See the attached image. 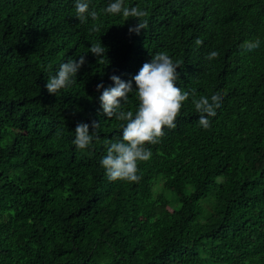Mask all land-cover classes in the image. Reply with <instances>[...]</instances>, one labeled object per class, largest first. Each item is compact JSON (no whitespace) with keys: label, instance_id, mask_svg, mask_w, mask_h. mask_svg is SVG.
<instances>
[{"label":"trees","instance_id":"obj_1","mask_svg":"<svg viewBox=\"0 0 264 264\" xmlns=\"http://www.w3.org/2000/svg\"><path fill=\"white\" fill-rule=\"evenodd\" d=\"M130 5L148 13L139 35L134 18L80 23L74 0H0V264H264V0ZM98 40L103 62L87 53ZM158 52L179 63L177 87L224 99L205 128L190 96L145 145L140 181H109L99 161L121 122L103 115L96 85L130 80ZM83 54L77 82L49 94L56 67ZM92 121L99 138L76 149V125Z\"/></svg>","mask_w":264,"mask_h":264},{"label":"clouds","instance_id":"obj_2","mask_svg":"<svg viewBox=\"0 0 264 264\" xmlns=\"http://www.w3.org/2000/svg\"><path fill=\"white\" fill-rule=\"evenodd\" d=\"M74 9V17L80 23H87L90 19L97 21L101 16H110L120 17L124 23L130 18L136 19L137 23L128 28L130 35H139L141 29L148 28V21L144 19L148 16L147 11L134 5L125 7L124 0H107L106 7L99 10L91 7V0H74ZM95 30L99 31L98 28ZM195 44L200 46L203 41L197 39ZM259 46V40L245 44L248 51ZM87 53L100 58L103 62L107 49L98 40L91 44ZM86 54L79 55V59L69 58L56 67L45 84L49 94L57 95L63 90L70 89L77 82V74L87 62ZM217 55L218 50L212 48L206 57L211 60ZM178 68L179 63L174 62L166 52H158L152 55L151 60L144 63L130 80L111 75L109 77L111 86L105 87L103 83L96 85V91L100 93L98 100L103 115L107 119L115 118L121 122L122 131L119 139L105 141L106 155L99 161L109 181L130 183L140 181L138 165L140 162L149 161L153 155L151 149L145 145L159 143L165 134L164 129L175 127V120L190 96L199 112V126L205 128L210 126L211 117L215 115L224 99L222 91H212L210 94H201L197 97L194 90L185 91L177 87L180 75ZM130 96L136 98L135 111L127 110ZM100 127L99 121H92L91 124L78 123L73 131L72 144L81 151L90 149L94 139L99 138Z\"/></svg>","mask_w":264,"mask_h":264},{"label":"rangeland","instance_id":"obj_3","mask_svg":"<svg viewBox=\"0 0 264 264\" xmlns=\"http://www.w3.org/2000/svg\"><path fill=\"white\" fill-rule=\"evenodd\" d=\"M161 186H162V178L158 177L156 181L154 182L153 189L156 191L160 189Z\"/></svg>","mask_w":264,"mask_h":264},{"label":"bare ground","instance_id":"obj_4","mask_svg":"<svg viewBox=\"0 0 264 264\" xmlns=\"http://www.w3.org/2000/svg\"><path fill=\"white\" fill-rule=\"evenodd\" d=\"M209 2V1H208ZM208 6H210V5H208Z\"/></svg>","mask_w":264,"mask_h":264}]
</instances>
